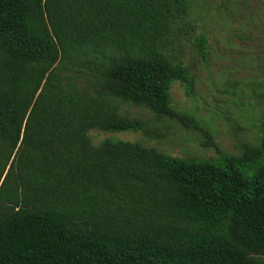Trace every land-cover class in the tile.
I'll return each mask as SVG.
<instances>
[{
  "label": "trees",
  "instance_id": "1",
  "mask_svg": "<svg viewBox=\"0 0 264 264\" xmlns=\"http://www.w3.org/2000/svg\"><path fill=\"white\" fill-rule=\"evenodd\" d=\"M190 0H0V264H264V117L221 152L171 106L164 50ZM206 56V39L197 40ZM86 70L99 90L82 89ZM204 135L216 161L88 133L144 132L112 100Z\"/></svg>",
  "mask_w": 264,
  "mask_h": 264
},
{
  "label": "rangeland",
  "instance_id": "2",
  "mask_svg": "<svg viewBox=\"0 0 264 264\" xmlns=\"http://www.w3.org/2000/svg\"><path fill=\"white\" fill-rule=\"evenodd\" d=\"M206 39V56L197 40ZM164 53L181 63L193 78L187 95L180 83L170 90L171 106L209 132L222 153L239 156L244 143L257 144L264 117V0H190L188 16L176 25ZM86 91L99 90L86 70L74 74ZM117 113L148 124L144 132L88 133L92 145L105 140L139 143L179 159L216 161L203 134L176 121L157 120L145 106L112 100Z\"/></svg>",
  "mask_w": 264,
  "mask_h": 264
}]
</instances>
